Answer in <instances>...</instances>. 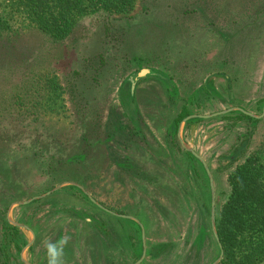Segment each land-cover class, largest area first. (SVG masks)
<instances>
[{"label": "rangeland", "instance_id": "374dc122", "mask_svg": "<svg viewBox=\"0 0 264 264\" xmlns=\"http://www.w3.org/2000/svg\"><path fill=\"white\" fill-rule=\"evenodd\" d=\"M5 4L0 264H48L60 241L62 264L214 263L187 147L217 229L237 166L264 185V0H135L63 39Z\"/></svg>", "mask_w": 264, "mask_h": 264}, {"label": "trees", "instance_id": "16d2710c", "mask_svg": "<svg viewBox=\"0 0 264 264\" xmlns=\"http://www.w3.org/2000/svg\"><path fill=\"white\" fill-rule=\"evenodd\" d=\"M134 1L2 0V3L11 8L7 14L28 18L56 38L63 39L78 20L98 12L127 11ZM4 17L7 15L0 13L1 29L8 25ZM252 161L237 166L230 173L233 190L217 225L224 249L221 264H257L264 256V185L259 183L262 170ZM261 185L263 190L259 192Z\"/></svg>", "mask_w": 264, "mask_h": 264}, {"label": "water", "instance_id": "95a60500", "mask_svg": "<svg viewBox=\"0 0 264 264\" xmlns=\"http://www.w3.org/2000/svg\"><path fill=\"white\" fill-rule=\"evenodd\" d=\"M149 72V70H143L141 73H140V75L141 76H144L145 74H147ZM239 110H241L242 112H244V113H246V114H249V115H253L252 113H250V112H248V111H246V110H244L243 108H238ZM199 117H203V118H205V117H209V115H198ZM193 116H188L187 118H185L184 120L185 121H187L188 119H190V118H192ZM193 154H194V156H196L198 159H200L201 160V162H202V164L204 165V167H205V169H206V171H207V173H208V175H209V177H210V182H211V188H212V221H213V228H214V236H215V238H216V240H217V242H218V245H219V247H220V256H219V258L214 262V263H212V264H218V263H220L221 261H222V259H223V255H224V249H223V245H222V242H221V240H220V237H219V234H218V231H217V229H216V223H215V205H216V191H215V186H214V180H213V177H212V173H211V170H210V167H209V165H208V163L206 162V160L200 155V154H198L195 150H193V149H191V148H189V147H187ZM86 192V191H85ZM86 194L91 198V200L93 201V202H95V203H97V201L92 197V196H90V194H88L87 192H86ZM98 205H100L99 203H97ZM101 206V205H100ZM124 217H126L125 215H123ZM128 217H130V218H134V217H131V216H128ZM19 227H24V228H27V229H29L30 230V228L28 227V226H26V225H23V224H17ZM145 237V233H144V230H143V238ZM31 243H32V241L31 242H29V244H28V246L27 247H29L30 245H31ZM145 249H144V253H143V256H142V258L145 256ZM141 258V259H142ZM141 261V260H140ZM139 261V262H140ZM25 263L26 264H31V263H29L28 261H26L25 260Z\"/></svg>", "mask_w": 264, "mask_h": 264}, {"label": "clouds", "instance_id": "9594fccd", "mask_svg": "<svg viewBox=\"0 0 264 264\" xmlns=\"http://www.w3.org/2000/svg\"><path fill=\"white\" fill-rule=\"evenodd\" d=\"M66 241L47 244L48 264H62L63 245Z\"/></svg>", "mask_w": 264, "mask_h": 264}, {"label": "flooded vegetation", "instance_id": "af4514ba", "mask_svg": "<svg viewBox=\"0 0 264 264\" xmlns=\"http://www.w3.org/2000/svg\"><path fill=\"white\" fill-rule=\"evenodd\" d=\"M143 70H148V69H141V70L139 71V73H138V77H139V78H140V77H143V76L140 75V73H141ZM149 72H151V70H149ZM149 72H148V73H149Z\"/></svg>", "mask_w": 264, "mask_h": 264}]
</instances>
